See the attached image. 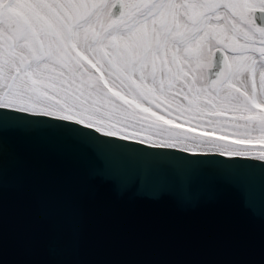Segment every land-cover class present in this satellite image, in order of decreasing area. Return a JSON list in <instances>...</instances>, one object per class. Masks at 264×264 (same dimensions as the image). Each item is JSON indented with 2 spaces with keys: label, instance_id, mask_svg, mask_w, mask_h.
Instances as JSON below:
<instances>
[{
  "label": "snow or ice",
  "instance_id": "snow-or-ice-1",
  "mask_svg": "<svg viewBox=\"0 0 264 264\" xmlns=\"http://www.w3.org/2000/svg\"><path fill=\"white\" fill-rule=\"evenodd\" d=\"M48 118L264 162V0H0V126Z\"/></svg>",
  "mask_w": 264,
  "mask_h": 264
},
{
  "label": "water",
  "instance_id": "water-1",
  "mask_svg": "<svg viewBox=\"0 0 264 264\" xmlns=\"http://www.w3.org/2000/svg\"><path fill=\"white\" fill-rule=\"evenodd\" d=\"M231 160L5 123L0 264H264V162Z\"/></svg>",
  "mask_w": 264,
  "mask_h": 264
}]
</instances>
